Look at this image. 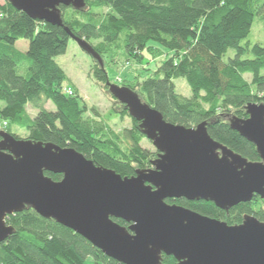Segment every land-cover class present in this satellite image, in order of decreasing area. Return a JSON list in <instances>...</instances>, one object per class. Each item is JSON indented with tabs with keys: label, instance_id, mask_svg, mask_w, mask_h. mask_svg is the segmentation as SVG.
<instances>
[{
	"label": "trees",
	"instance_id": "trees-1",
	"mask_svg": "<svg viewBox=\"0 0 264 264\" xmlns=\"http://www.w3.org/2000/svg\"><path fill=\"white\" fill-rule=\"evenodd\" d=\"M85 3L82 10L61 6L63 27H57L34 20L7 0H0V132L22 139L12 131L16 128L29 134L22 140L73 148L122 177L131 178L136 171L153 167L159 153L142 147L146 137L140 123L132 119L130 130L117 133L108 124L85 116L88 107L77 88L66 85L69 78L55 60L67 52L72 39L68 30L86 40L103 63L107 54L115 58L119 48L129 60L144 66L149 65L146 54L157 59L167 53L156 70L145 68L132 78L126 77L120 86L136 92L167 122L187 128L207 123L215 141L250 162L260 161L256 147L231 128L230 120L247 119L250 103L264 104V47L248 41L256 19H264V0ZM21 40L28 42L25 52L17 48ZM230 51L233 57H227ZM91 75L102 84L109 80L106 68L97 61ZM177 79L186 80L191 98L177 93ZM66 87L74 95H68ZM49 103L55 111L47 109ZM118 116H130L123 105L120 113L112 110V117ZM46 176L54 181L62 179L52 173ZM166 202L231 226L242 224L246 216L264 222V199L259 196L229 212L205 201ZM115 221L130 226L123 220ZM7 224L15 232L0 243V264H86L89 258L96 264H121L31 208L9 216ZM162 263L178 264L175 258L164 255Z\"/></svg>",
	"mask_w": 264,
	"mask_h": 264
},
{
	"label": "water",
	"instance_id": "water-1",
	"mask_svg": "<svg viewBox=\"0 0 264 264\" xmlns=\"http://www.w3.org/2000/svg\"><path fill=\"white\" fill-rule=\"evenodd\" d=\"M7 1L57 27H63L61 6H86L85 0ZM67 32L104 68L86 40ZM107 86L158 151L153 167L122 177L73 148L0 132V243L15 232L7 218L31 208L121 264H163V255L178 264H264V222L246 216L231 226L166 202L205 201L229 212L255 196L264 199V104L250 103L247 119L230 120L231 128L256 147L260 161L250 162L215 141L207 123L194 128L169 123L131 89Z\"/></svg>",
	"mask_w": 264,
	"mask_h": 264
},
{
	"label": "rangeland",
	"instance_id": "rangeland-1",
	"mask_svg": "<svg viewBox=\"0 0 264 264\" xmlns=\"http://www.w3.org/2000/svg\"><path fill=\"white\" fill-rule=\"evenodd\" d=\"M1 2L3 3L4 0H1ZM248 41L252 44L258 43L264 47V19H256ZM95 44L97 43L95 42ZM17 48L26 51L28 48V42L25 40L18 41ZM164 52L167 51L164 50ZM117 54L118 55L115 58H112L110 54L105 55L104 68H106L108 74V82L118 86L121 85L126 77L132 78L145 68L156 70L167 58V53H164L157 59H154L149 54L145 53L149 65L144 66V64H139L134 60H129L120 48ZM171 55L172 54H170V56ZM229 56L233 57L234 52L230 51L227 57ZM55 60L69 78L66 85H74L83 99L82 103L88 107L89 111L85 115L86 117H91L108 124V126L117 133L130 130L133 127L131 116L112 117V110L115 109L117 110V113H120L121 105L117 100L112 98L107 83H99L92 77L91 72L95 65V61L93 57L85 52L75 40L71 39L66 54L57 57ZM247 78L250 79L249 76H247ZM174 83L178 94L185 98L192 97L191 89L186 80L177 79ZM68 88L69 87H66L65 90ZM72 95H74V92ZM47 109L50 111L56 110L52 103L47 105ZM28 110L34 115V111L31 107H29ZM109 118L110 120H108ZM12 131L18 133V136L22 139H27L29 136L27 132L17 130L16 128H12ZM141 144L142 147L149 152L156 151L152 142L147 138L143 139ZM86 264H96V262L89 258L86 261Z\"/></svg>",
	"mask_w": 264,
	"mask_h": 264
},
{
	"label": "built area",
	"instance_id": "built-area-1",
	"mask_svg": "<svg viewBox=\"0 0 264 264\" xmlns=\"http://www.w3.org/2000/svg\"><path fill=\"white\" fill-rule=\"evenodd\" d=\"M65 92L68 94V95H72L73 94V90L71 88H68L67 90H65Z\"/></svg>",
	"mask_w": 264,
	"mask_h": 264
},
{
	"label": "crops",
	"instance_id": "crops-1",
	"mask_svg": "<svg viewBox=\"0 0 264 264\" xmlns=\"http://www.w3.org/2000/svg\"><path fill=\"white\" fill-rule=\"evenodd\" d=\"M18 43V42H17ZM25 48V47H24ZM25 52V51H24Z\"/></svg>",
	"mask_w": 264,
	"mask_h": 264
}]
</instances>
